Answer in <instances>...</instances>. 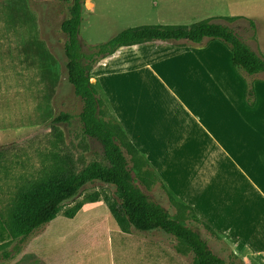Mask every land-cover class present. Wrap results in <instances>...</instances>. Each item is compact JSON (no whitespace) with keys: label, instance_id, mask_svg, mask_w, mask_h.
<instances>
[{"label":"rangeland","instance_id":"374dc122","mask_svg":"<svg viewBox=\"0 0 264 264\" xmlns=\"http://www.w3.org/2000/svg\"><path fill=\"white\" fill-rule=\"evenodd\" d=\"M70 5L66 0H0V264H195L190 248L162 230L132 227L129 232L122 231L103 200L87 202L75 217H67L65 210L83 201L87 194L99 191L102 197H117L114 186L100 181L88 183L77 197L64 204L55 219L24 239L13 237L4 222L18 190L51 168L55 155L72 153L79 170L93 161L108 164L102 143L83 131L79 117L83 101L67 77V36L61 23L70 16ZM228 11L245 16L227 19L220 15ZM209 17L234 28L264 56V0H84L80 38L83 48L89 50L127 27L190 24ZM212 42L214 45L206 48ZM202 44L207 49L203 60L163 57L166 59L152 68L153 60L163 52L196 45L155 41L121 48L98 62L92 71V81H98L106 95L103 117L111 125L121 126L127 139L134 143L131 117L147 123L153 144L158 140L161 144L171 140L178 143L172 167L176 184L180 168L194 169L196 142L201 137L179 103L191 97V92H183L185 89L201 85L199 73L205 77L219 73L240 89L246 109L264 115V73L249 74L234 66L230 49L218 39ZM153 70L166 86L160 85L157 75L149 76ZM138 79L140 85L136 84ZM147 80L150 85L142 83ZM115 106L127 120L117 114ZM61 113L72 117L55 124L62 131L58 139L53 121ZM134 144L138 148L135 156L125 147L123 150L136 185L197 229L227 264H244L242 253L212 230L194 209L171 202L148 152ZM253 264L260 262L253 259Z\"/></svg>","mask_w":264,"mask_h":264},{"label":"trees","instance_id":"16d2710c","mask_svg":"<svg viewBox=\"0 0 264 264\" xmlns=\"http://www.w3.org/2000/svg\"><path fill=\"white\" fill-rule=\"evenodd\" d=\"M66 1L71 3L70 16L61 23V30L67 36L64 53L68 81L83 101L79 115L83 131L102 143L108 164L93 161L79 170L72 153L55 155L51 168L16 193L14 205L4 221L12 236L23 239L28 237L55 219L64 204L77 197L88 183L100 181L114 186L117 197H102L99 191L92 192L83 201L67 208L64 212L67 217H75L87 202L103 200L122 231L129 232L132 227L141 231L162 230L190 248L195 264H227L224 258L210 248L197 229L171 214L136 185L123 148L133 156L137 154L138 148L127 139L121 126L111 125L103 117L106 95L101 84L92 81V71L98 62L115 55L123 47L155 41L198 44L218 39L230 49L233 65L249 74L264 72V56L252 49L234 28L216 22L212 17L190 24L146 23L131 26L108 41L85 50L80 38L84 0ZM251 25L256 28L253 21ZM71 117L69 113H61L54 118L53 130L58 139L62 138V131L55 124L69 121ZM167 190L175 206L192 209L174 192Z\"/></svg>","mask_w":264,"mask_h":264},{"label":"crops","instance_id":"0c3cea01","mask_svg":"<svg viewBox=\"0 0 264 264\" xmlns=\"http://www.w3.org/2000/svg\"><path fill=\"white\" fill-rule=\"evenodd\" d=\"M220 15L245 16L231 11ZM203 45L163 52L153 60L152 68L166 58L203 60V52L207 51ZM212 45L214 42L206 48ZM151 75L161 78L156 70ZM219 75L208 73L205 77L199 73L201 85L183 91L192 94L179 103L201 131V137L196 142L194 169L180 168L179 183L172 181L178 143L171 140L161 144L158 140L153 144L147 123L131 117L129 127L134 143L146 149L164 185L203 217L212 230L230 241L242 253L244 264H253V259L264 264V115L246 109L240 89ZM142 83L150 85V80ZM116 110L121 118L128 119Z\"/></svg>","mask_w":264,"mask_h":264}]
</instances>
